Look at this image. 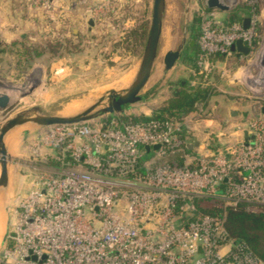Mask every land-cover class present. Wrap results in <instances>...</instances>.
<instances>
[{"label":"built area","instance_id":"2783aa9c","mask_svg":"<svg viewBox=\"0 0 264 264\" xmlns=\"http://www.w3.org/2000/svg\"><path fill=\"white\" fill-rule=\"evenodd\" d=\"M200 17L203 69L193 75L214 66V53L260 57L254 19L244 28L214 9ZM238 39L248 55L230 50ZM257 70L240 95L256 114L226 140L219 131L197 148L186 147L188 119L133 122L112 114L36 128L30 154L51 161L13 208L0 264H264L233 243L216 211L264 212V78Z\"/></svg>","mask_w":264,"mask_h":264},{"label":"rangeland","instance_id":"374dc122","mask_svg":"<svg viewBox=\"0 0 264 264\" xmlns=\"http://www.w3.org/2000/svg\"><path fill=\"white\" fill-rule=\"evenodd\" d=\"M222 1L228 8L222 12L226 15L242 3L248 5V13L244 16L255 20V48L259 54L262 53L264 0ZM151 4L152 0H68L65 5L61 1L58 5L47 0H34L30 8L20 7L22 12L28 13L24 14V19H19V24L7 31L16 35L8 38L7 43L0 37V91L7 92L13 102L4 112L0 111V123L31 105L57 110L60 114H73L90 105L106 90L127 87L136 72L146 39L142 45L135 46L132 40L135 33L132 32L138 30L142 23L149 25ZM203 4L204 0H165L152 73L140 92L142 96L153 88V94L131 103L121 112L122 115H150L171 97L177 82L187 79L188 71L178 62L164 71L162 59L167 50L176 49L182 41L185 47L191 41L188 29L196 28L195 17ZM4 31L3 27L0 28V36ZM16 40L37 46L42 54L25 64L24 58L18 60L15 53L20 46L11 47V42ZM256 58L253 53L240 62L219 60L209 71L202 73V79L211 88L209 95L204 105H199L197 113L186 116L193 134L201 142L203 139L215 140L219 131L226 140L235 125L233 122L224 124L205 120H214L215 114L223 112L229 119L226 110L229 106L235 107L238 112H242L243 105L252 107L251 101H245L240 95L248 94V87L257 74L259 56ZM198 69H203V66ZM189 73L193 75L192 71ZM24 91L27 92L20 95ZM65 97L71 99L63 104ZM55 101L60 102L58 107L53 104ZM35 130L36 126L32 124H23L6 136L8 182L6 188L0 190V211L5 231L18 199L28 194L32 178L45 171L50 163L49 159L33 160L30 154L29 145Z\"/></svg>","mask_w":264,"mask_h":264},{"label":"water","instance_id":"95a60500","mask_svg":"<svg viewBox=\"0 0 264 264\" xmlns=\"http://www.w3.org/2000/svg\"><path fill=\"white\" fill-rule=\"evenodd\" d=\"M204 4L208 9H214L221 12L228 9L222 0H204ZM164 9L165 0H152L150 21L145 43L136 72L127 87L122 89L110 88L103 92L90 105L73 114H60L57 110H45L39 105H31L15 112L0 123V190L5 189L8 182L9 154L5 142L6 136L15 127L23 124H32L36 126V128H40L53 124L79 123L112 114H121L124 109L130 107L131 103L142 98L140 92L152 73L153 64L158 50ZM89 23H92L91 19H89ZM242 26L244 28L248 26L247 17L243 19ZM190 44L192 45L193 41H191ZM183 47L184 42L182 41L176 49L167 50L165 52L162 59L164 70H169L175 65L180 58ZM230 50L237 51L245 56L249 53V47L240 39L236 40L230 46ZM258 64L261 68V77L264 78V51L260 54ZM26 92L27 91H24L20 93V95H23ZM70 99L71 97H65L62 100V103L66 104ZM12 103L10 95L7 92L0 91V111L4 112L12 105ZM58 103L60 102L55 101L53 104L58 107ZM262 111H264V107L262 108ZM244 134H246V131H244ZM197 144L198 142L194 139L193 142L187 143L186 147L192 149ZM154 147L156 148L157 145H154ZM145 149H148V147L145 146Z\"/></svg>","mask_w":264,"mask_h":264},{"label":"trees","instance_id":"16d2710c","mask_svg":"<svg viewBox=\"0 0 264 264\" xmlns=\"http://www.w3.org/2000/svg\"><path fill=\"white\" fill-rule=\"evenodd\" d=\"M202 10L208 11L210 9L203 4L200 11ZM200 11L197 17H195V21H197L196 28L193 26L188 29L190 39L194 41V44L190 45V42H188L183 47L180 58L178 59V63H182L193 70L198 69L199 47L197 40L200 34ZM247 13L248 5L242 3L222 18L227 23L233 21L241 22ZM147 27L148 23H142L138 30L132 32L135 33L134 39H132L135 46L140 43L141 45L143 44L147 34ZM14 45L20 46L19 49L15 50V53L18 60L24 58L25 64L30 63L37 55L42 54V50H39L37 46L26 45L24 41L16 40L11 42V47ZM223 59H234L240 62L243 58L236 57L235 53H232L229 57H225L220 53H214L209 57V62L214 65V63ZM202 76V74H189L186 80L182 79L177 82L172 88L171 97L161 104L159 108L155 109L151 115L129 114L121 115L120 118L133 122L144 121L150 118L175 119L179 122L184 121L187 115L197 113L199 105H204L209 95L210 85L205 83L206 81L202 79ZM190 80L192 81L191 84H189ZM150 94L148 92L142 95V98L147 99ZM190 134L191 131H184L186 138ZM216 211L224 213V228L233 243L240 245L245 251L250 252L264 263V212H248L241 206L238 208L226 207L224 209H216Z\"/></svg>","mask_w":264,"mask_h":264},{"label":"crops","instance_id":"0c3cea01","mask_svg":"<svg viewBox=\"0 0 264 264\" xmlns=\"http://www.w3.org/2000/svg\"><path fill=\"white\" fill-rule=\"evenodd\" d=\"M47 1L51 2L52 4H54L56 2V3H58V5H59L60 1L64 5H65L66 1L68 2V0H47ZM33 4H34V0H26L25 2L23 0H0V28L3 27V29H5V31L3 32V34L0 37L2 38V40L4 42L7 43L8 38L12 39L13 35H16L15 33L13 34L12 31H11L12 33H10V34L7 33V31L9 30V27L11 28L13 25L16 26V24H19V22H20L19 19H24V14L28 13V11L26 13L22 12L21 9H19V8L22 6L23 7L25 6V8L26 7L30 8L31 5H33ZM223 12H226V11H223ZM225 15H226V13H222V12L220 13L221 17H224ZM244 18H246V17L244 16L243 19ZM243 19H242V21H243ZM193 44H194V41H193ZM178 64H180L183 68H185V70L188 71L187 72V78H188V76L190 74L189 72L192 71L193 69H190L188 66H186L182 63H178ZM163 70H164V65H163ZM164 71H166V70H164ZM148 92H149V94L150 93L152 94L153 88L149 89ZM226 99H224V100H226ZM227 101L229 103H232V101H230V100H227ZM241 107H242V112L236 111L235 107H232V106L226 107L227 113L229 114V117L231 119L226 118L225 114L223 112L222 114H220V113L215 114V116L213 118L214 120L209 119V120H205V121H209V122L221 121L224 124L229 123V122L230 123L233 122V124L236 125L239 122H244L246 119H248V117H250L251 115H255L257 112L252 107H246V105H243ZM213 126L215 127V124H213ZM242 134L244 135V137L247 136L246 135L247 133L244 134V132H243ZM194 139L198 142V144L196 146H194L193 148H197L201 145L202 142L195 133L194 134L191 133L190 136L187 137V143L193 142Z\"/></svg>","mask_w":264,"mask_h":264},{"label":"bare ground","instance_id":"6f19581e","mask_svg":"<svg viewBox=\"0 0 264 264\" xmlns=\"http://www.w3.org/2000/svg\"><path fill=\"white\" fill-rule=\"evenodd\" d=\"M20 87H21V85H20ZM1 212L2 211H0V243H1V240H2V237H3V234H4V231H5L4 218H3Z\"/></svg>","mask_w":264,"mask_h":264}]
</instances>
